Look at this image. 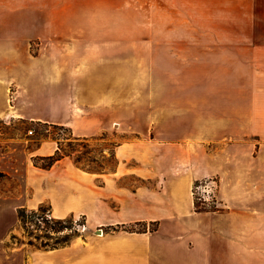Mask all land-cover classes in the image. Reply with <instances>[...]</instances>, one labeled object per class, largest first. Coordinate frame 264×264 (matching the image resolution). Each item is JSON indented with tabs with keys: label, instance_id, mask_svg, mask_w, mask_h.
I'll return each instance as SVG.
<instances>
[{
	"label": "crops",
	"instance_id": "1",
	"mask_svg": "<svg viewBox=\"0 0 264 264\" xmlns=\"http://www.w3.org/2000/svg\"><path fill=\"white\" fill-rule=\"evenodd\" d=\"M35 19L36 0H0V120L63 127L78 139L107 133L118 142L114 168L100 172L71 156L37 167L35 159L59 150L54 140L42 143L27 164L32 208L48 203L54 219L82 217L103 230L118 243H110L106 264H212L214 256L222 264H244V257L264 264V138H252L264 131V43L246 45L258 51L246 70L251 83L240 66L230 70L235 95L226 83L220 109L205 108L197 118L192 107L188 122L165 121L133 109L130 67L116 76L106 48L59 42L37 54ZM229 96L237 100L228 106ZM213 131L227 141L213 140ZM5 144L0 158L10 154ZM209 178L219 180L221 210L196 212L192 186ZM128 227L148 230L114 232ZM71 246L54 251L67 254Z\"/></svg>",
	"mask_w": 264,
	"mask_h": 264
},
{
	"label": "rangeland",
	"instance_id": "2",
	"mask_svg": "<svg viewBox=\"0 0 264 264\" xmlns=\"http://www.w3.org/2000/svg\"><path fill=\"white\" fill-rule=\"evenodd\" d=\"M35 20L36 32L30 41L37 54L59 42L106 48L102 52L111 55L108 63L116 68V76L124 73L119 67H130L126 74L132 78L128 84L133 109L148 117H164L165 121L174 117L188 122L192 107L196 108L197 118L203 117L205 108L220 109L224 99L219 91L226 83L235 95L237 78L230 70L240 66L241 79L251 83L246 70L253 65V54L258 51L246 45L264 43V0H36ZM236 53L238 61L233 56ZM235 100L229 96L225 104L229 106ZM220 133L213 131V140L227 141ZM252 138L262 141L264 131ZM48 140L58 144L60 155L71 156L86 170L114 168L112 153L118 141L113 135L78 139L66 128L34 123L10 125L0 120V147L7 148V142L10 151L0 158V264H85L87 257L96 264H106L112 258L106 254L109 249H100L91 241L100 228L87 227L82 217L65 219L62 225L54 218L50 223L43 221L44 216L51 217L50 205L34 209L29 203L33 193L26 184L27 164L37 147ZM48 163L33 161L40 168ZM218 191L219 187L218 206L196 212H220ZM21 209L29 217L37 213L36 218L26 215L21 221ZM144 230L148 227L119 228L114 232ZM66 239L71 240L72 250L57 256L54 250L66 246H56ZM49 252L55 256L45 259ZM221 260L214 256L212 264H222ZM243 260L244 264H257L252 257Z\"/></svg>",
	"mask_w": 264,
	"mask_h": 264
},
{
	"label": "built area",
	"instance_id": "3",
	"mask_svg": "<svg viewBox=\"0 0 264 264\" xmlns=\"http://www.w3.org/2000/svg\"><path fill=\"white\" fill-rule=\"evenodd\" d=\"M218 184V181L214 178L200 180L193 184L191 195L194 201L195 211L211 207V205L218 206V202L216 201V192L219 187Z\"/></svg>",
	"mask_w": 264,
	"mask_h": 264
},
{
	"label": "trees",
	"instance_id": "4",
	"mask_svg": "<svg viewBox=\"0 0 264 264\" xmlns=\"http://www.w3.org/2000/svg\"><path fill=\"white\" fill-rule=\"evenodd\" d=\"M59 128L65 129L63 127H59ZM65 156H69V155H60V150H58L54 156L41 159L42 161H48L49 162L47 164V166L43 167V169L51 168L55 163H57L58 161L63 159ZM2 176H3V174L0 173V177H2ZM26 215H27V213H26L25 209H21L20 212H19V217H20L21 221L24 222ZM36 216H37V213H35V212L32 213V215L30 217L27 215V217L30 218V219H34V218H36ZM43 219H44L43 221H46V222H49V223L55 221L53 218L47 217V216H44ZM64 223H66L65 220H57V224H59V225H62ZM70 241L71 240L66 239V240L63 241L62 244H60V246H56V247L68 246L70 244Z\"/></svg>",
	"mask_w": 264,
	"mask_h": 264
},
{
	"label": "bare ground",
	"instance_id": "5",
	"mask_svg": "<svg viewBox=\"0 0 264 264\" xmlns=\"http://www.w3.org/2000/svg\"><path fill=\"white\" fill-rule=\"evenodd\" d=\"M87 228L86 226L82 228L83 232H86ZM95 235L98 237L97 241H95V246L96 247H100V249H109L111 244L113 245H117L118 243L116 242H111L109 240V238L103 233V230H98L95 232ZM111 243V244H110ZM102 251V250H101ZM93 259V258H92ZM91 258H85V264H96V260L94 261V259L92 260ZM105 259V258H104ZM104 259H102L101 261H103ZM84 260H79V262L81 263Z\"/></svg>",
	"mask_w": 264,
	"mask_h": 264
}]
</instances>
